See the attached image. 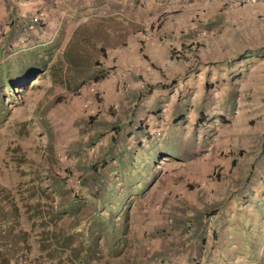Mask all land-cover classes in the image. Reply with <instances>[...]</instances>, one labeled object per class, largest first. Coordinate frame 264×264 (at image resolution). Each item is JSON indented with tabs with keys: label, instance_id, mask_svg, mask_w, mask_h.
I'll use <instances>...</instances> for the list:
<instances>
[{
	"label": "rangeland",
	"instance_id": "obj_1",
	"mask_svg": "<svg viewBox=\"0 0 264 264\" xmlns=\"http://www.w3.org/2000/svg\"><path fill=\"white\" fill-rule=\"evenodd\" d=\"M50 2L58 7L45 24L30 18L0 25L1 68L38 56L47 67L2 96L5 208L16 207L27 230L34 221L25 217L38 210L48 219L52 206L72 211L49 221L62 228L97 214L120 218L119 252L110 255L101 246L102 257L90 264H264L263 168L255 174L264 160V142L257 141L264 59L243 64L236 80L235 71L221 66L232 64L237 48L264 43V0L239 8L214 0L192 6L193 47L169 51L172 62H190L187 72L153 69L147 76L141 68L134 75L141 82L127 79L115 89L119 97H109L91 78H108L103 63L115 45L158 21L151 0L150 6L124 5L140 23L127 25L122 36L113 0ZM38 4L35 14L44 9ZM241 109L249 123L237 126L231 120ZM39 230L29 229L19 253L23 264H57L39 251Z\"/></svg>",
	"mask_w": 264,
	"mask_h": 264
},
{
	"label": "crops",
	"instance_id": "obj_2",
	"mask_svg": "<svg viewBox=\"0 0 264 264\" xmlns=\"http://www.w3.org/2000/svg\"><path fill=\"white\" fill-rule=\"evenodd\" d=\"M41 1L44 5V9L35 14V10L40 5L38 3ZM113 1L115 2V7L118 5V7H116V14L120 16L118 20L121 25L117 27L123 28V31L118 32L121 36L125 33L124 28H128L127 25L140 23V20L134 19L132 16L126 14L124 5L127 4L128 1H133L138 5L150 6V4L148 5L150 0H145V3L144 0ZM214 1H218L220 5L225 3L227 8L232 6H235L234 8H239L236 7V4L232 0ZM246 1L249 2L251 0ZM51 3L50 0H0V25L6 23H13V25H15V22H19L20 24L24 22L27 24V20L30 18L36 20L40 19L41 22H39L45 24L54 17V10L55 8L57 10L58 7L57 4ZM150 3L154 5L155 16H157V18L159 17L158 21L144 34L141 33V27L138 26L135 33L131 31L127 39L120 41V47L115 45V51L108 53L107 59H105L103 63V65L110 68L108 71V78L92 82L97 88L99 86L102 89L105 88L104 90H108L109 97L114 94L118 97L122 95L120 90H116L115 92V89H120L127 79L134 80V82H141L140 79L135 78L137 71H141V68L144 69L141 72H146L147 76H150L151 70L153 69L155 71L158 69L157 71L164 75V71L168 68L173 71H179L178 74L181 75L182 73L185 74V72H187L185 70L190 66V62L188 60L186 61V58L179 59L177 62H172V60L169 59V55H171L169 51L172 48H183L186 51L188 48L191 49L193 47L191 45L193 39L190 34L192 6L196 8L195 5L198 4L197 8L202 9V6L205 7L208 5L209 0H151ZM235 54L231 65L221 66L224 70H229L230 72L235 71L236 78L234 77V79L236 80L242 77L239 72H241L243 64L247 65L249 62H253L259 57L264 59V43L258 48L253 45L242 46L236 49ZM184 55H186V53H184ZM224 61L225 60H221L220 62L222 63ZM225 64L228 63L225 62ZM262 67H264V65L261 66V68ZM237 68L238 70H235ZM250 70L252 71V68ZM171 82L176 84L177 79L172 78ZM135 84V86H137V83ZM231 121L237 126H243L246 122L249 123V119L243 109L238 110ZM258 128L261 130V133L257 141L264 142V117L259 119ZM255 142L256 141H253L254 144H256ZM256 166L255 174L259 175L261 172L260 168L264 170V160L261 165Z\"/></svg>",
	"mask_w": 264,
	"mask_h": 264
},
{
	"label": "trees",
	"instance_id": "obj_3",
	"mask_svg": "<svg viewBox=\"0 0 264 264\" xmlns=\"http://www.w3.org/2000/svg\"><path fill=\"white\" fill-rule=\"evenodd\" d=\"M36 52V51H35ZM36 54H39L37 52ZM34 58V57H33ZM23 58L16 66H11L9 62H4L6 66H0V114L6 108L5 100L2 99L4 90L10 91L18 87H24L32 77H37L41 74L47 73L46 61L43 57L38 56L37 59ZM70 61V57H68ZM103 75L92 76V81H98ZM16 93V92H15ZM92 119V116H90ZM182 118H177L175 122ZM118 131V127H115ZM114 131V130H113ZM104 166V163L101 164ZM216 175V174H215ZM39 191V192H38ZM36 190L39 196L43 188ZM46 191V190H45ZM46 198L49 194L44 193ZM9 195L0 188V264H23L26 263L25 259H21L20 252H24V247L27 245L30 228L34 226L39 227L37 232V242L39 251L44 253V257L48 260H56L57 264H63V257H66L64 264H90L95 259L101 258L102 248L105 246L109 254L117 255L122 239V223L120 218H115L113 215H92L90 220L81 224L75 223L74 226L68 228L57 227L54 223L49 221H57L61 219L65 213L72 211L65 210L60 212L51 207L48 219H44L40 211L34 210V214L30 217H25L24 221L27 223L29 218L33 219L28 230L20 225V215L17 208H5L2 202L7 200ZM101 207H104L105 202L100 199ZM68 209L76 208L75 202L67 204ZM116 219V220H115ZM74 242H77L72 246ZM26 248V247H25ZM64 254V255H62ZM95 256V258H93ZM23 258V255H22Z\"/></svg>",
	"mask_w": 264,
	"mask_h": 264
},
{
	"label": "built area",
	"instance_id": "obj_4",
	"mask_svg": "<svg viewBox=\"0 0 264 264\" xmlns=\"http://www.w3.org/2000/svg\"><path fill=\"white\" fill-rule=\"evenodd\" d=\"M235 4H240V3H243V1H246V0H232Z\"/></svg>",
	"mask_w": 264,
	"mask_h": 264
}]
</instances>
